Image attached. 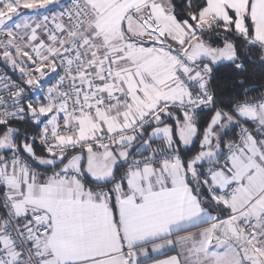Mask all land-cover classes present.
Returning a JSON list of instances; mask_svg holds the SVG:
<instances>
[{
	"label": "snow or ice",
	"instance_id": "snow-or-ice-1",
	"mask_svg": "<svg viewBox=\"0 0 264 264\" xmlns=\"http://www.w3.org/2000/svg\"><path fill=\"white\" fill-rule=\"evenodd\" d=\"M0 69V264H264V0H0Z\"/></svg>",
	"mask_w": 264,
	"mask_h": 264
},
{
	"label": "crops",
	"instance_id": "crops-1",
	"mask_svg": "<svg viewBox=\"0 0 264 264\" xmlns=\"http://www.w3.org/2000/svg\"><path fill=\"white\" fill-rule=\"evenodd\" d=\"M167 254H168V255H171V254H175V253L172 252V251H168ZM160 258H163V257H160Z\"/></svg>",
	"mask_w": 264,
	"mask_h": 264
},
{
	"label": "built area",
	"instance_id": "built-area-1",
	"mask_svg": "<svg viewBox=\"0 0 264 264\" xmlns=\"http://www.w3.org/2000/svg\"><path fill=\"white\" fill-rule=\"evenodd\" d=\"M0 70H2V69H0Z\"/></svg>",
	"mask_w": 264,
	"mask_h": 264
}]
</instances>
